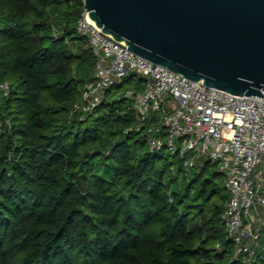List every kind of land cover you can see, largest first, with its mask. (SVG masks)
I'll list each match as a JSON object with an SVG mask.
<instances>
[{
    "label": "trees",
    "instance_id": "1",
    "mask_svg": "<svg viewBox=\"0 0 264 264\" xmlns=\"http://www.w3.org/2000/svg\"><path fill=\"white\" fill-rule=\"evenodd\" d=\"M82 0H0V264H247L220 217L210 160L148 150L126 89L70 115L95 56L76 31ZM251 264H264V227Z\"/></svg>",
    "mask_w": 264,
    "mask_h": 264
},
{
    "label": "built area",
    "instance_id": "2",
    "mask_svg": "<svg viewBox=\"0 0 264 264\" xmlns=\"http://www.w3.org/2000/svg\"><path fill=\"white\" fill-rule=\"evenodd\" d=\"M101 29L84 6L76 31L87 40L95 64L70 115L84 120L107 88L131 73L143 78L142 91L124 92L137 111L135 127L127 130L144 128L148 150L177 154L187 167L201 159L217 165L228 193L220 214L226 236L235 256L251 264L264 227V99L190 79L129 51ZM9 87L0 82L5 94Z\"/></svg>",
    "mask_w": 264,
    "mask_h": 264
},
{
    "label": "water",
    "instance_id": "3",
    "mask_svg": "<svg viewBox=\"0 0 264 264\" xmlns=\"http://www.w3.org/2000/svg\"><path fill=\"white\" fill-rule=\"evenodd\" d=\"M129 51L208 86L264 99V0H84Z\"/></svg>",
    "mask_w": 264,
    "mask_h": 264
},
{
    "label": "rangeland",
    "instance_id": "4",
    "mask_svg": "<svg viewBox=\"0 0 264 264\" xmlns=\"http://www.w3.org/2000/svg\"><path fill=\"white\" fill-rule=\"evenodd\" d=\"M165 152H167L166 150H164ZM204 159H201V160H199L198 162H197V167L199 168V167H201V165L204 163ZM212 167H214V168H217V165H211L210 166V168H212ZM196 168V167H195Z\"/></svg>",
    "mask_w": 264,
    "mask_h": 264
}]
</instances>
